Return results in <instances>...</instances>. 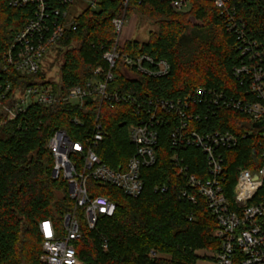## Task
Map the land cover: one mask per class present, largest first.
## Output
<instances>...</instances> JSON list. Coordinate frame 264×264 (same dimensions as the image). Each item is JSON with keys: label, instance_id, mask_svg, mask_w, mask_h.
Segmentation results:
<instances>
[{"label": "trees", "instance_id": "1", "mask_svg": "<svg viewBox=\"0 0 264 264\" xmlns=\"http://www.w3.org/2000/svg\"><path fill=\"white\" fill-rule=\"evenodd\" d=\"M189 1V11L175 12L171 0H98L97 8L86 7L78 17L77 28L67 29L60 40V79L48 82L67 93L92 77L98 66L107 69L104 52L112 49L117 36L113 18L124 15L129 20L139 14L157 28L149 32L147 41L127 39L122 52L165 59L171 71L151 77L123 72L119 64L113 69L112 90L131 93L141 100L184 97L199 86L241 95L244 87L233 74L242 57L237 33L228 30L227 20L212 0ZM228 8H235L249 37L263 40L264 0H229ZM33 10V5L13 7L10 0H0V82L5 81L4 54ZM5 73L20 88L46 81L44 72L27 77L13 70ZM98 112L105 138L96 151L109 165H124L135 150L128 132L136 120L133 104L110 105L92 97L82 108L68 101L52 106L32 104L15 119L0 111V264H43L40 222L51 219L60 226L75 205L67 183L52 176L54 159L47 143L61 127L74 139L82 140ZM73 117L80 123L71 121ZM165 117L158 126L157 163L143 170L145 186L139 196L130 197L114 186L89 182L91 194L106 195L117 208L114 216L100 217L95 228L82 222L83 237L76 241V248L87 264H203L205 255L221 245L214 236L218 227L215 215L201 195H197V202L182 196L187 180L172 161L179 152L190 164V172L197 173L205 170V157L195 147L173 148L175 125ZM243 119L240 112L223 108L215 116L191 124L198 131L220 129L241 134ZM254 147L257 142L251 137L224 151L229 193L238 169L258 164L260 155L254 154ZM158 184H165L166 190L155 189Z\"/></svg>", "mask_w": 264, "mask_h": 264}, {"label": "built area", "instance_id": "2", "mask_svg": "<svg viewBox=\"0 0 264 264\" xmlns=\"http://www.w3.org/2000/svg\"><path fill=\"white\" fill-rule=\"evenodd\" d=\"M212 1L227 20L228 30L237 33L242 57L233 74L244 87L242 94L231 95L199 86L184 97L141 100L131 93L110 88L115 78L113 69L120 64L123 72L161 77L170 73L171 65L165 59L157 60L148 54L122 52L125 41L131 39L122 38L128 21L124 15L113 18L117 36L112 49L104 52L108 68L98 66L85 83L63 93L48 82L60 79L59 42L67 29L77 28L78 17L86 7L97 8L98 0H10L13 7L33 5L34 10L5 52L3 70H13L25 77L38 74L46 62L45 55L54 52L53 66L58 65L59 75L54 78L45 73L46 81L20 88L15 87L9 74L4 72L5 81L0 82V111L15 119L32 104L52 106L68 101L82 108L87 99L96 97L110 105L133 104L136 115L135 122L128 127L135 150L127 162L118 167L106 163L96 151L105 138L100 112L82 140L74 139L65 127L57 129L49 139L46 147L54 159L52 176L67 183L75 205L64 215L60 226L51 219L40 222L43 237L40 261L43 264H87L76 248V241L83 237L82 222L95 228L100 217L114 216L117 208L106 195L91 194L89 182L114 186L130 197L139 196L145 186L143 170L157 163L158 126L165 122V116L175 125L171 134L173 148L195 147L205 157V170L191 173L190 164L179 152L172 156L179 174L187 180L182 196L197 202V195H201L218 222L214 236L221 245L205 255L203 264H264V38L258 41L248 36L235 8H228L229 0ZM75 6H83V9L75 14ZM171 7L175 12H187L190 1L171 0ZM223 108L243 115L241 134L220 129L198 131L192 127L191 122L215 116ZM71 121L80 123L78 117ZM251 137L257 142L253 152L259 153L260 160L254 168L238 169L235 185L229 193L224 151L235 149L242 139ZM155 189L164 191L166 185L158 184ZM104 247L107 248V244ZM152 255H156L155 252Z\"/></svg>", "mask_w": 264, "mask_h": 264}, {"label": "rangeland", "instance_id": "3", "mask_svg": "<svg viewBox=\"0 0 264 264\" xmlns=\"http://www.w3.org/2000/svg\"><path fill=\"white\" fill-rule=\"evenodd\" d=\"M83 9V6H75L73 12L78 14ZM195 21L198 22L196 19ZM156 25L152 24L148 20L139 17V14H133L130 19L126 22L123 30L122 38L131 37L139 41H147L149 37V32L155 30ZM46 62L43 64L42 72L58 77V65L53 66L54 52L47 53L45 55ZM3 122H0L2 124ZM84 221V219H83Z\"/></svg>", "mask_w": 264, "mask_h": 264}]
</instances>
